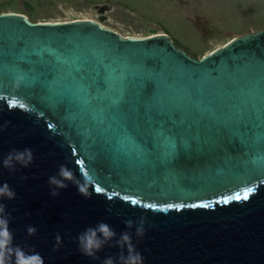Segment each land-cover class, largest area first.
<instances>
[{"label": "water", "instance_id": "1", "mask_svg": "<svg viewBox=\"0 0 264 264\" xmlns=\"http://www.w3.org/2000/svg\"><path fill=\"white\" fill-rule=\"evenodd\" d=\"M25 147L31 166H2ZM62 164L75 182L52 196ZM5 181L13 242L43 264H102L119 248L92 259L77 235L105 221L118 238L141 217L144 264H264V30L195 60L164 34L0 13Z\"/></svg>", "mask_w": 264, "mask_h": 264}, {"label": "rangeland", "instance_id": "2", "mask_svg": "<svg viewBox=\"0 0 264 264\" xmlns=\"http://www.w3.org/2000/svg\"><path fill=\"white\" fill-rule=\"evenodd\" d=\"M0 13L33 23L90 20L123 37L164 34L195 60L264 30V0H0Z\"/></svg>", "mask_w": 264, "mask_h": 264}, {"label": "clouds", "instance_id": "3", "mask_svg": "<svg viewBox=\"0 0 264 264\" xmlns=\"http://www.w3.org/2000/svg\"><path fill=\"white\" fill-rule=\"evenodd\" d=\"M34 161L33 150L29 147L23 149L10 150L2 160V166L9 171L16 170L17 166L27 168ZM74 180V174L70 168L62 164L59 166L57 173L49 176L48 183L50 185V194L56 196L59 194L58 189L66 188L67 182ZM77 190L86 198L90 193L85 191L80 185ZM16 192L5 181L0 184V264H10L15 257V264H43V260L36 253H25L19 246L14 244V235L9 227V217L11 213L6 211L4 201L16 198ZM147 220L144 217L134 222L132 219L125 221L127 229L135 227V236L143 237L146 232ZM125 230L119 233L117 238L116 231L105 221H99L95 225L86 227L80 232L76 241L82 255L92 259L98 258V253L110 242L119 248V254L116 257L111 255L103 258L102 264H144V256L133 243V232ZM28 235H34L37 232L35 226L29 225L26 229ZM58 247L61 243L59 234L55 237Z\"/></svg>", "mask_w": 264, "mask_h": 264}, {"label": "snow or ice", "instance_id": "4", "mask_svg": "<svg viewBox=\"0 0 264 264\" xmlns=\"http://www.w3.org/2000/svg\"><path fill=\"white\" fill-rule=\"evenodd\" d=\"M21 107H23V105H21ZM125 199H129V197H125ZM133 203H136V201H132ZM149 207H155V205H150Z\"/></svg>", "mask_w": 264, "mask_h": 264}, {"label": "bare ground", "instance_id": "5", "mask_svg": "<svg viewBox=\"0 0 264 264\" xmlns=\"http://www.w3.org/2000/svg\"><path fill=\"white\" fill-rule=\"evenodd\" d=\"M102 27H104L103 25H101Z\"/></svg>", "mask_w": 264, "mask_h": 264}]
</instances>
